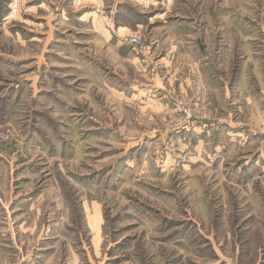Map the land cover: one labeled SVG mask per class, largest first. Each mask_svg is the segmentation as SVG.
<instances>
[{"label": "rangeland", "instance_id": "1", "mask_svg": "<svg viewBox=\"0 0 264 264\" xmlns=\"http://www.w3.org/2000/svg\"><path fill=\"white\" fill-rule=\"evenodd\" d=\"M0 127V264H264V0H0Z\"/></svg>", "mask_w": 264, "mask_h": 264}, {"label": "built area", "instance_id": "2", "mask_svg": "<svg viewBox=\"0 0 264 264\" xmlns=\"http://www.w3.org/2000/svg\"><path fill=\"white\" fill-rule=\"evenodd\" d=\"M129 41L131 42L132 45L135 47H141L142 46V41L139 38L136 37H130ZM14 136V131L10 128H1L0 127V139H11Z\"/></svg>", "mask_w": 264, "mask_h": 264}, {"label": "crops", "instance_id": "3", "mask_svg": "<svg viewBox=\"0 0 264 264\" xmlns=\"http://www.w3.org/2000/svg\"><path fill=\"white\" fill-rule=\"evenodd\" d=\"M0 154H5L6 156L7 155L10 156L9 154H7V151H5V153L0 152Z\"/></svg>", "mask_w": 264, "mask_h": 264}]
</instances>
